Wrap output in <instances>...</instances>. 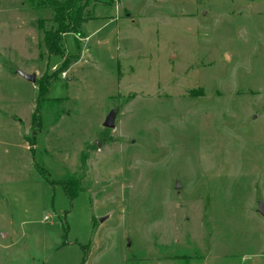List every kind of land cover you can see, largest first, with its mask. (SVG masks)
Masks as SVG:
<instances>
[{
  "label": "rangeland",
  "instance_id": "1",
  "mask_svg": "<svg viewBox=\"0 0 264 264\" xmlns=\"http://www.w3.org/2000/svg\"><path fill=\"white\" fill-rule=\"evenodd\" d=\"M84 3L0 0V264H264V0Z\"/></svg>",
  "mask_w": 264,
  "mask_h": 264
},
{
  "label": "trees",
  "instance_id": "2",
  "mask_svg": "<svg viewBox=\"0 0 264 264\" xmlns=\"http://www.w3.org/2000/svg\"><path fill=\"white\" fill-rule=\"evenodd\" d=\"M32 1V0H31ZM86 0H38L40 5L53 11V20L57 24L56 29L43 30V45L49 55H63L62 36L67 31H74L90 19V14L84 12ZM62 69L66 68L65 60L62 62ZM65 195L72 199L76 192L74 184L60 182Z\"/></svg>",
  "mask_w": 264,
  "mask_h": 264
},
{
  "label": "water",
  "instance_id": "3",
  "mask_svg": "<svg viewBox=\"0 0 264 264\" xmlns=\"http://www.w3.org/2000/svg\"><path fill=\"white\" fill-rule=\"evenodd\" d=\"M16 72L18 74H20L24 79H26L32 83L35 82V80H36L35 73H26L20 69L16 70ZM116 115H117V108L110 109V111L107 113L104 121L102 122V126H104L106 128H113L115 126ZM96 143L99 146V143L98 142H96ZM177 186H178V184H177ZM256 211L260 215H264V203L261 202L260 200H258V202H257ZM0 235L2 238L7 237L6 233H0Z\"/></svg>",
  "mask_w": 264,
  "mask_h": 264
},
{
  "label": "crops",
  "instance_id": "4",
  "mask_svg": "<svg viewBox=\"0 0 264 264\" xmlns=\"http://www.w3.org/2000/svg\"><path fill=\"white\" fill-rule=\"evenodd\" d=\"M10 235V232L8 233V235L7 236H9Z\"/></svg>",
  "mask_w": 264,
  "mask_h": 264
}]
</instances>
